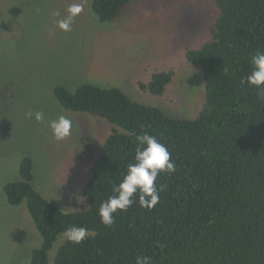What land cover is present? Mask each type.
Segmentation results:
<instances>
[{"label": "trees", "instance_id": "obj_1", "mask_svg": "<svg viewBox=\"0 0 264 264\" xmlns=\"http://www.w3.org/2000/svg\"><path fill=\"white\" fill-rule=\"evenodd\" d=\"M131 1L93 0L92 7L100 21L110 22ZM216 2L212 38L186 51L205 79V103L196 118L171 116L117 87H56L63 107L114 126L88 170V210L64 211L38 191L30 156L21 162V179L5 185L11 204L27 202L43 236L31 264H48L55 242L71 226L86 227L89 236L80 244L66 240L54 264H135L138 255L152 264H264V98L260 89L241 83L252 56L264 51V0ZM173 77L171 70L158 71L139 86L161 96ZM144 132L168 148L176 171L158 177L165 187L151 211L137 202L106 227L99 207L134 162L135 137Z\"/></svg>", "mask_w": 264, "mask_h": 264}, {"label": "rangeland", "instance_id": "obj_2", "mask_svg": "<svg viewBox=\"0 0 264 264\" xmlns=\"http://www.w3.org/2000/svg\"><path fill=\"white\" fill-rule=\"evenodd\" d=\"M73 4L81 6L70 31L58 27ZM93 0H0V264H31L43 236L27 202H9L5 185L20 180L25 156L34 161L35 188L64 211L90 208L83 189L113 124L68 110L56 97L64 85L117 87L131 99L179 118H196L204 106L202 69L186 58L212 38L216 0H132L110 22L100 21ZM173 71L163 95L140 88L153 73ZM43 112L42 122L26 117ZM72 134L55 140L49 126L59 116ZM59 236L50 251L54 264Z\"/></svg>", "mask_w": 264, "mask_h": 264}, {"label": "clouds", "instance_id": "obj_3", "mask_svg": "<svg viewBox=\"0 0 264 264\" xmlns=\"http://www.w3.org/2000/svg\"><path fill=\"white\" fill-rule=\"evenodd\" d=\"M66 18L58 21V27L64 31L71 30L74 17L80 13L81 6L73 4L68 8ZM251 71L242 78L241 83L261 90V98H264V51H257L251 58ZM42 122L44 113L37 111L28 112L26 117ZM49 126L57 141H63L72 134V121L66 116H59L50 121ZM137 147L135 149L134 162L127 166L123 179L114 187V194L100 207L98 214L101 223L111 227L115 223V216L119 212L127 211L135 203L142 208L151 211L159 202L164 185L157 183L161 174L172 175L176 171L175 161L171 159L168 148L155 136L144 132L135 137ZM63 237L70 243L80 244L89 236L86 227L71 226L63 232ZM135 264H152L149 256L138 255Z\"/></svg>", "mask_w": 264, "mask_h": 264}]
</instances>
